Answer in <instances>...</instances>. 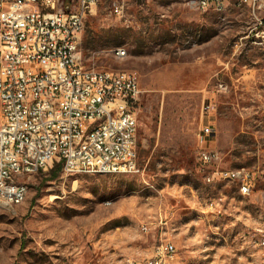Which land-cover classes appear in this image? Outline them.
Returning <instances> with one entry per match:
<instances>
[{
    "label": "rangeland",
    "instance_id": "rangeland-1",
    "mask_svg": "<svg viewBox=\"0 0 264 264\" xmlns=\"http://www.w3.org/2000/svg\"><path fill=\"white\" fill-rule=\"evenodd\" d=\"M116 1L99 0L78 48L87 68L138 75L140 170L66 174L55 162L25 178L22 203H0V264H264V8ZM206 125L218 157L203 163ZM237 168L249 193L207 179ZM166 241L172 258L156 254Z\"/></svg>",
    "mask_w": 264,
    "mask_h": 264
},
{
    "label": "built area",
    "instance_id": "built-area-1",
    "mask_svg": "<svg viewBox=\"0 0 264 264\" xmlns=\"http://www.w3.org/2000/svg\"><path fill=\"white\" fill-rule=\"evenodd\" d=\"M98 2L79 0L75 11H67L61 0H0V203L16 206L28 193L25 178L55 162L66 174L140 170L138 75L91 69L81 62L79 41ZM190 2L201 11L217 12L233 3L256 18L264 8V0ZM114 5L118 10L116 0ZM213 134L209 125L198 133L203 163L218 157L205 147ZM215 175L238 183L243 194L251 191L246 168L217 169L207 179ZM156 254L172 258L176 248L166 241Z\"/></svg>",
    "mask_w": 264,
    "mask_h": 264
},
{
    "label": "bare ground",
    "instance_id": "bare-ground-1",
    "mask_svg": "<svg viewBox=\"0 0 264 264\" xmlns=\"http://www.w3.org/2000/svg\"><path fill=\"white\" fill-rule=\"evenodd\" d=\"M24 200H25V198H18L17 199V205L21 204Z\"/></svg>",
    "mask_w": 264,
    "mask_h": 264
},
{
    "label": "trees",
    "instance_id": "trees-1",
    "mask_svg": "<svg viewBox=\"0 0 264 264\" xmlns=\"http://www.w3.org/2000/svg\"><path fill=\"white\" fill-rule=\"evenodd\" d=\"M58 169H59V170H61V169H62V165H61V164H59V166H58Z\"/></svg>",
    "mask_w": 264,
    "mask_h": 264
}]
</instances>
